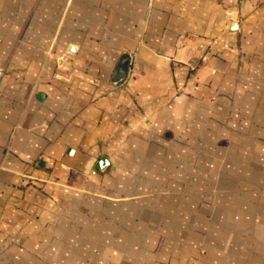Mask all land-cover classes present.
Instances as JSON below:
<instances>
[{
	"label": "crops",
	"instance_id": "crops-1",
	"mask_svg": "<svg viewBox=\"0 0 264 264\" xmlns=\"http://www.w3.org/2000/svg\"><path fill=\"white\" fill-rule=\"evenodd\" d=\"M0 69V264H264V0H0Z\"/></svg>",
	"mask_w": 264,
	"mask_h": 264
},
{
	"label": "water",
	"instance_id": "water-1",
	"mask_svg": "<svg viewBox=\"0 0 264 264\" xmlns=\"http://www.w3.org/2000/svg\"><path fill=\"white\" fill-rule=\"evenodd\" d=\"M127 68H128V63L127 62H124L122 64V66L119 68V70L117 71L116 76L114 77L113 85L118 86V85H121L124 82V80L126 78V75H127ZM106 165H107L106 159H102L99 162V165L97 167V170L103 171L104 170V167Z\"/></svg>",
	"mask_w": 264,
	"mask_h": 264
},
{
	"label": "built area",
	"instance_id": "built-area-1",
	"mask_svg": "<svg viewBox=\"0 0 264 264\" xmlns=\"http://www.w3.org/2000/svg\"><path fill=\"white\" fill-rule=\"evenodd\" d=\"M5 69H0V81L4 75Z\"/></svg>",
	"mask_w": 264,
	"mask_h": 264
}]
</instances>
